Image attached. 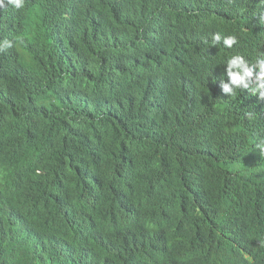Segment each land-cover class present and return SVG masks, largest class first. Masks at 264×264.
Masks as SVG:
<instances>
[{"label": "trees", "instance_id": "1", "mask_svg": "<svg viewBox=\"0 0 264 264\" xmlns=\"http://www.w3.org/2000/svg\"><path fill=\"white\" fill-rule=\"evenodd\" d=\"M263 11L4 0L0 264H264L247 255L264 230V105L220 86L233 52L264 56Z\"/></svg>", "mask_w": 264, "mask_h": 264}, {"label": "clouds", "instance_id": "2", "mask_svg": "<svg viewBox=\"0 0 264 264\" xmlns=\"http://www.w3.org/2000/svg\"><path fill=\"white\" fill-rule=\"evenodd\" d=\"M264 3V0H262ZM8 3L13 5L16 9L23 7L24 0H8ZM4 0H0V6H3ZM264 18V11H263ZM214 39L220 40L219 34H216ZM237 42L236 37L229 35L224 38V45L231 48ZM11 42H5L0 45V51L6 47H10ZM257 58L255 63L250 64L239 52H233L227 61L226 75L227 82L221 81V90L225 94H231L234 88H242L243 93L247 92L250 83L254 80L257 89L264 93V56ZM261 152H264V147H261Z\"/></svg>", "mask_w": 264, "mask_h": 264}, {"label": "water", "instance_id": "3", "mask_svg": "<svg viewBox=\"0 0 264 264\" xmlns=\"http://www.w3.org/2000/svg\"><path fill=\"white\" fill-rule=\"evenodd\" d=\"M247 51L242 50L240 51L239 55L243 56L250 64L255 63L257 59H261V58H256L255 56H253L254 52L252 47H245ZM229 59V58H228ZM228 61V60H227ZM227 61L225 63L224 66V70H223V81L227 82L228 78L226 75V66H227ZM241 91L243 92L242 88H234L233 92L231 94H235L236 92ZM247 92L252 93L253 95L257 96L259 104L264 105V93L260 92V90L257 89V86L254 83V80L250 83L249 88L247 89ZM225 94V93H223ZM231 94H225V95H231ZM249 97V93H246L244 96V99L247 100V98ZM241 107L239 115H238V127L246 120V116L245 113L246 112H250V114L253 116L257 113L258 109L254 108L253 106H251L249 103L246 104H237ZM254 138L258 139L260 137V135H254ZM264 142V139L261 140ZM251 244H254L255 246H260L259 249L253 251V252H249L247 253V255H249V259H253L254 257L257 258H263L264 257V230L262 231V237L260 238H256L250 241Z\"/></svg>", "mask_w": 264, "mask_h": 264}, {"label": "bare ground", "instance_id": "4", "mask_svg": "<svg viewBox=\"0 0 264 264\" xmlns=\"http://www.w3.org/2000/svg\"><path fill=\"white\" fill-rule=\"evenodd\" d=\"M172 1H173V0H172ZM183 1H184V0H183ZM174 3H175V2H173V4H174ZM178 3H179V2H178ZM173 4H172V6H173ZM166 6H167V5H166ZM166 6H165V7H166ZM176 6H177V5H176ZM177 8H178V7H177ZM205 34H206V31H205ZM205 34H204V35H205ZM207 34H208V33H207ZM212 45H213V44H212ZM262 223H263V222H262ZM238 242H239V241H238Z\"/></svg>", "mask_w": 264, "mask_h": 264}]
</instances>
